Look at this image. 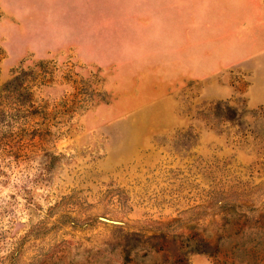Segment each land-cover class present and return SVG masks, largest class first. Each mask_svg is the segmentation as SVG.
I'll return each mask as SVG.
<instances>
[{"label": "rangeland", "instance_id": "374dc122", "mask_svg": "<svg viewBox=\"0 0 264 264\" xmlns=\"http://www.w3.org/2000/svg\"><path fill=\"white\" fill-rule=\"evenodd\" d=\"M0 264H264V0H0Z\"/></svg>", "mask_w": 264, "mask_h": 264}, {"label": "crops", "instance_id": "0c3cea01", "mask_svg": "<svg viewBox=\"0 0 264 264\" xmlns=\"http://www.w3.org/2000/svg\"><path fill=\"white\" fill-rule=\"evenodd\" d=\"M239 1L248 2V0H239ZM249 1L252 2L253 0H249ZM256 11H259L258 15H260L262 13L261 11H263V10H255V9H249V8L247 9V8H245L242 11V15H244V16H257Z\"/></svg>", "mask_w": 264, "mask_h": 264}]
</instances>
